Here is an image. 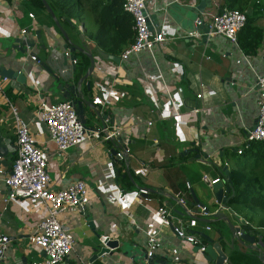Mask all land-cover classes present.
Instances as JSON below:
<instances>
[{"label": "crops", "instance_id": "1", "mask_svg": "<svg viewBox=\"0 0 264 264\" xmlns=\"http://www.w3.org/2000/svg\"><path fill=\"white\" fill-rule=\"evenodd\" d=\"M151 2V15L156 19L152 22L155 27L164 28L167 40L156 44L151 51L131 54L119 62L104 59L97 53V50L107 53L102 47L114 45L110 39L114 30L104 32L95 21L90 8L92 0H80L76 17L69 21L52 11L70 41L86 44L94 57V70L88 79L90 90L86 81L80 88L90 103L96 96L102 98L104 105L98 106L100 113L108 121L113 120L123 137L126 154L113 164L108 155L111 143L102 138H83L78 145L62 152L57 150L37 113L41 102L52 104L64 99L58 95L53 74L41 63L61 78L59 83L72 82L71 77L77 81L83 73L77 74L80 68L63 56L66 41L46 9H40L30 0H0V70H21L26 76L25 84L7 78L2 84L0 169L9 171L16 153L10 108L13 106L30 126L37 146L47 154L51 189L65 188L76 180H83L88 187L87 213L76 211L60 216L61 223L74 238L73 250L61 264H143L148 235L152 233L157 234L152 264H208L198 245L167 229L160 230L154 213L162 206L170 210L173 225L183 224L184 230L204 246L207 244L204 234L214 241L220 235L230 237L225 222L214 220L211 215L199 216L197 225L188 227L191 215L201 209L191 191L213 213L219 205L202 177L222 181L220 172L224 166L230 171L247 159L237 154V150L247 146L248 133L258 113L256 77L264 73V0L251 1L246 9V15L263 30L261 44L253 55L245 54L238 44L223 36L203 39L188 35L187 30L195 25L197 15L185 6H196L199 0ZM211 7L210 0V6L204 10ZM36 31L44 47L37 42ZM25 34L36 42L27 51L14 44L15 39ZM30 52L38 61L31 58ZM100 79L113 84L101 88L96 82ZM198 94L202 97L197 98ZM83 107L88 114L90 109ZM143 167L148 169L146 175L133 173ZM139 188L148 190V201L137 196ZM247 213L252 217L251 223L235 216L231 209L226 212L235 226L245 220L253 227V234L257 232L254 245L235 240L230 250L220 241L229 264H234L233 258L243 264L238 261V253L248 257L247 264H256L255 259L264 264V227H260L264 212ZM45 215V208L38 201L9 199V190L0 176V232L9 237L0 264H33L44 258L29 237L37 231ZM88 217L93 221V229L88 225ZM105 237L117 240V247L90 262Z\"/></svg>", "mask_w": 264, "mask_h": 264}, {"label": "built area", "instance_id": "2", "mask_svg": "<svg viewBox=\"0 0 264 264\" xmlns=\"http://www.w3.org/2000/svg\"><path fill=\"white\" fill-rule=\"evenodd\" d=\"M151 0H123V9L133 20L134 40L120 54V59L125 60L131 54H137L140 51H151L156 44L167 40L164 28L155 27L151 20ZM211 9L203 10L194 20L195 25L205 22L208 26L207 37L219 35L225 37L230 42L237 44V35L242 30L246 22V14L237 9H228L222 6V0H211ZM33 18L32 14H29ZM149 25L151 28H149ZM24 33V32H22ZM190 36L198 38L202 33L197 31L189 32ZM35 59L34 56H31ZM76 61L73 60L72 64ZM6 81L5 77L0 76V95L2 84ZM101 88H109L112 81L100 79L96 81ZM257 86V118L254 127L248 133V143L252 141L264 140V73L256 77ZM202 95L198 94L197 98ZM92 104L103 106L104 101L96 96ZM14 117L16 153L9 171L0 169V176L6 188L9 190V199L21 198L38 201L43 204L46 215L38 226L37 231L29 239L32 244L39 248L44 254V258L33 264H61L73 250L74 238L70 229L61 223L60 216L67 212H81L89 203V192L86 183L83 180H76L67 187L52 190L50 176L47 171V154L36 144L30 126L19 117L16 108L10 106ZM174 111L175 108L173 107ZM195 110L194 112H196ZM38 119L42 122L50 139L56 145L58 151L62 152L69 147L78 145L83 138L95 137L108 141L109 138L120 134L115 127L103 135L100 131H89L83 129L77 112L69 101L63 100L57 103L41 102L37 113ZM105 122H108L106 117ZM150 124V123H149ZM117 150L116 159L122 160L126 154V147L122 146ZM242 149L237 150L241 154ZM148 169L143 167L134 170L135 175H146ZM202 180L211 187L219 181L203 176ZM149 192L145 188H139L137 196L144 201L149 200ZM175 197H179L176 194ZM181 204L183 200L179 198ZM224 211L229 208L223 207ZM155 216L160 224V230H169L181 239L194 245L200 246L203 250V244L193 234L188 233L182 227L183 224L175 226L172 224V215L166 207H159L155 211ZM192 214V213H191ZM205 208H201L198 213L192 214L187 225L193 228L197 225V218L201 215L210 216ZM208 229V228H207ZM240 235V233H237ZM106 238V237H105ZM102 238L101 241H104ZM9 243V237L0 232V260L3 258ZM157 246V234L148 235L147 252L143 264H152L151 259ZM90 264V263H86Z\"/></svg>", "mask_w": 264, "mask_h": 264}, {"label": "water", "instance_id": "3", "mask_svg": "<svg viewBox=\"0 0 264 264\" xmlns=\"http://www.w3.org/2000/svg\"><path fill=\"white\" fill-rule=\"evenodd\" d=\"M43 5L45 9L49 12L51 17L53 18V21L55 22V25L60 30V33L64 40L66 41V44L63 46V48L66 50L65 53H63L64 57H68L69 60H76V52L82 53L87 56L89 60V65L86 68V71L79 77L77 81H73V77L70 78L71 81H65L64 83H59L61 78L54 74L52 70L44 63H41V66H43L44 69H46L49 73L53 74L55 78V82L58 84L56 85L58 92V95L61 96L64 100L69 101L71 105L74 107V109L77 112L78 119L83 126V129L89 130V131H100L103 135H107L108 131H111L114 128V122L113 120H109L107 123L105 122L106 116L102 115L98 109V106H95L94 104L90 103L88 101L84 94L82 93V90L80 88V85L86 81L87 89L90 90V84L91 82L88 80L89 77L92 75L94 70V57L89 51L86 44H75L72 43L67 36V34L64 32V30L61 28L58 20L54 16L51 8L47 4L45 0H42ZM210 6V0H199V4L196 6H185L186 8L193 11L197 16L200 15V13L206 8ZM151 20L155 21V16H151ZM149 28L151 26L149 25ZM197 31L199 33H202V38L204 39L207 36L208 32V26L205 22H202L200 25H194L191 30H187V32ZM35 38L37 39V42L42 45V40L40 38V33L38 31L35 32ZM79 40L82 41V36L79 35ZM14 44L17 47H21V49H25L27 51L28 49H31L35 46L36 42L35 39H31L28 35H24L23 38H17L14 40ZM42 47H44L42 45ZM23 49V51H24ZM97 53L104 59H110L114 62H119L120 57L115 56L112 54H107L101 50H97ZM30 56H35L33 52L29 53ZM65 58V59H66ZM38 57H36V60L38 61ZM0 76L5 77L10 80H16L17 82L21 84H25L26 76L21 70H13L12 68L8 69H2L0 70ZM83 105H86L90 111L88 114L85 112V109ZM110 126V127H109ZM108 142L111 143V147L109 146L108 149V155L110 158L113 159V164L118 160L115 157L117 150L124 146L126 147L123 137L120 134H117L115 136H112L108 139ZM114 171L118 173V169L114 167ZM224 175L226 176V179L219 180L217 183L213 184L211 186L212 194L215 199V203L219 205V208H217L213 213H211V217L214 220H223L225 222V226L230 234L229 239H226L225 237H222L219 233V237L217 241H214L212 238L203 235L204 239L207 241L206 246L203 245V252L204 259L208 264H226L230 263V261L227 258L226 253L222 249L220 241L224 243V245L229 248L230 250H233V242L239 241L242 244H249L254 245L255 241V235L253 234V227L246 223L245 220H241L240 224L235 226L232 224L230 218L226 214V212L223 210V207L228 208L225 205V200L227 195L232 191L230 187V181H229V170L227 166L223 167ZM127 176L130 178V173H127ZM191 196L194 199V202L199 207L205 208L204 204L200 202L195 194L191 191ZM87 206L83 208V212L87 213ZM206 212H209L207 208H205ZM211 221V220H207ZM88 225L91 229L94 228L93 221L90 217H88ZM237 233H240V235H237ZM118 241L117 240H111L110 238H105L104 241H102V245L99 246V250L96 254L92 256L90 259V262L95 260L97 257L102 256L103 254H106L110 251V249L117 247ZM248 247V246H247ZM200 249V246H199Z\"/></svg>", "mask_w": 264, "mask_h": 264}, {"label": "trees", "instance_id": "4", "mask_svg": "<svg viewBox=\"0 0 264 264\" xmlns=\"http://www.w3.org/2000/svg\"><path fill=\"white\" fill-rule=\"evenodd\" d=\"M40 9H45L42 0H30ZM51 10L58 16L69 21L76 17L77 4L80 0H45ZM254 0H223V7L237 9L246 14L249 3ZM90 8L94 11V19L104 32L113 28L114 34L110 36L113 46L102 47L108 54L119 55L124 47L132 43L134 37L133 20L123 9V0H92ZM263 30L254 24L252 18L246 15V22L242 30L237 35V44L240 49L248 55L257 52L262 41ZM95 38H98L96 35ZM99 40V39H97ZM79 62L76 60L75 66L80 68L77 74L85 72L89 65L86 55L77 53ZM242 157L246 161L229 171V181L232 191L227 195L225 205L229 207L235 216L244 218L251 223L252 217L247 212L262 210L264 212V140L252 141L242 148ZM222 178L226 179L223 171L220 172ZM220 179V178H219ZM264 227V223L260 224ZM256 231V230H254ZM257 233V232H256ZM238 255V261L247 264V256ZM240 257V258H239ZM233 258L234 264L237 259ZM256 264H260L255 259Z\"/></svg>", "mask_w": 264, "mask_h": 264}, {"label": "rangeland", "instance_id": "5", "mask_svg": "<svg viewBox=\"0 0 264 264\" xmlns=\"http://www.w3.org/2000/svg\"><path fill=\"white\" fill-rule=\"evenodd\" d=\"M79 6H80V4L78 3L77 10L79 9ZM235 160L238 161V164H239V160L238 159H235ZM240 165H242V163ZM255 212H260V213L262 212L263 213V211L259 210V209L255 210Z\"/></svg>", "mask_w": 264, "mask_h": 264}]
</instances>
